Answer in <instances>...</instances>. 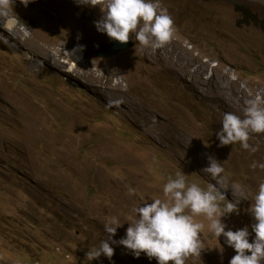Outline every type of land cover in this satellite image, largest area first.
<instances>
[{
	"label": "rangeland",
	"instance_id": "obj_1",
	"mask_svg": "<svg viewBox=\"0 0 264 264\" xmlns=\"http://www.w3.org/2000/svg\"><path fill=\"white\" fill-rule=\"evenodd\" d=\"M161 2L175 28L163 48L136 50L130 38L132 48L98 58L97 47L115 42L94 26L103 0H3L0 264H157L123 246L112 245L111 259L88 261L85 252L106 238L111 216L121 224L114 239L122 238L132 209L164 199L163 184L178 171L202 188L215 185L222 208L236 203L222 217L226 230L248 226L254 237L248 210L264 169L249 165L264 163V133L250 134L256 152L239 142L221 147L215 133L224 113L243 117L249 94L264 95V0ZM8 21L22 49L9 43ZM78 45L86 62L75 71L66 57ZM208 156L223 168L216 178L201 171ZM196 219L205 224L200 253L185 264H228L234 250Z\"/></svg>",
	"mask_w": 264,
	"mask_h": 264
},
{
	"label": "clouds",
	"instance_id": "obj_2",
	"mask_svg": "<svg viewBox=\"0 0 264 264\" xmlns=\"http://www.w3.org/2000/svg\"><path fill=\"white\" fill-rule=\"evenodd\" d=\"M74 2L95 6L97 0ZM103 5L102 15L94 21V26L112 41L126 44L132 38L137 42L136 50L138 47L156 50L163 48L174 36L173 19L161 0H103ZM83 48L78 45L67 53L76 55ZM249 97L244 100L243 117L231 112L223 114L222 127L215 133L221 147L239 142L242 149L257 151L248 141L250 134L264 133V95L257 92ZM119 103V100H109L108 106ZM249 167L264 169V163L254 161ZM201 171L216 178L223 168L213 156H208V166ZM237 190L239 185L233 184V194ZM162 192L164 199H150L132 209L135 217L119 240L114 236L121 224L118 217L111 216L104 224L106 238L98 246H90L85 259L93 261L101 256L111 259L114 255L112 245H117L137 258L142 253L150 260L154 258L157 264H185L189 255L200 253L199 236L205 224L196 217H202L207 221V229L215 237H223L224 243L234 250L235 255L228 264H264V179L259 180L248 210L254 221L250 226L254 233L251 240L248 226L226 230L222 217L236 212L237 204L227 199L222 208L221 202L226 201V196L215 185L202 188L197 183L187 182L186 175L178 171L174 178H167Z\"/></svg>",
	"mask_w": 264,
	"mask_h": 264
},
{
	"label": "bare ground",
	"instance_id": "obj_3",
	"mask_svg": "<svg viewBox=\"0 0 264 264\" xmlns=\"http://www.w3.org/2000/svg\"><path fill=\"white\" fill-rule=\"evenodd\" d=\"M7 24V23H6ZM17 23L15 21H8V24L7 26H3V30L9 34L10 36V39H9V43L14 41V42H19L18 40H22V36L19 35V33L17 32ZM23 35V34H22ZM25 35V34H24ZM26 38V36H25ZM180 41V40H179ZM175 43V42H174ZM19 45V48L22 49L23 46L19 43H17ZM179 44V43H178ZM173 45V44H172ZM175 48V47H174ZM179 49V48H178ZM175 50V49H174ZM42 55L46 58V53H43L42 52ZM55 55V54H54ZM75 56V57H74ZM191 56V55H190ZM69 61H71L72 63V68L73 70L77 71V69H83V63H85V58H84V54L82 52H80L79 50L76 52V55L73 54L72 56H70L69 54L67 55L66 57ZM29 62L33 63V68H35V66L39 65L38 63V60H32V57L30 58H27ZM50 60V57L47 58V61ZM65 63V62H64ZM57 66L60 68H63V65L61 63H56ZM66 64V63H65ZM192 64V63H191ZM190 64V65H191ZM67 65V64H66ZM176 66V65H175ZM178 66V65H177ZM85 72V70H84ZM91 72V71H90ZM92 73V72H91ZM122 77V76H121ZM123 79V78H122ZM125 83H126V86L128 88L129 84L127 82L126 79H124ZM123 81V82H124ZM118 86L120 87L121 86V82H119Z\"/></svg>",
	"mask_w": 264,
	"mask_h": 264
},
{
	"label": "water",
	"instance_id": "obj_4",
	"mask_svg": "<svg viewBox=\"0 0 264 264\" xmlns=\"http://www.w3.org/2000/svg\"><path fill=\"white\" fill-rule=\"evenodd\" d=\"M133 47V43L128 42L126 44H122L120 42H112L103 44L96 49V57L98 58H110L112 56H116L117 54L124 52Z\"/></svg>",
	"mask_w": 264,
	"mask_h": 264
},
{
	"label": "trees",
	"instance_id": "obj_5",
	"mask_svg": "<svg viewBox=\"0 0 264 264\" xmlns=\"http://www.w3.org/2000/svg\"><path fill=\"white\" fill-rule=\"evenodd\" d=\"M241 12L244 14L245 13V15H247L248 16V13L247 12H243V10H241ZM255 20V19H254ZM256 22V21H255Z\"/></svg>",
	"mask_w": 264,
	"mask_h": 264
}]
</instances>
